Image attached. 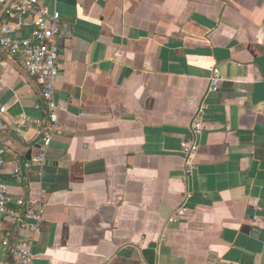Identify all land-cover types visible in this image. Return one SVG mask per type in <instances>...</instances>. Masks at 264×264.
<instances>
[{
    "label": "crops",
    "instance_id": "crops-1",
    "mask_svg": "<svg viewBox=\"0 0 264 264\" xmlns=\"http://www.w3.org/2000/svg\"><path fill=\"white\" fill-rule=\"evenodd\" d=\"M54 3L59 130L29 170L39 131L16 132L1 110L46 119L40 86L0 52V178L13 202L47 193L32 264H264V0ZM204 103L187 177L182 143Z\"/></svg>",
    "mask_w": 264,
    "mask_h": 264
},
{
    "label": "built area",
    "instance_id": "built-area-1",
    "mask_svg": "<svg viewBox=\"0 0 264 264\" xmlns=\"http://www.w3.org/2000/svg\"><path fill=\"white\" fill-rule=\"evenodd\" d=\"M47 1L56 3L57 0H13L5 11L6 18L0 21V52L18 61L26 74L39 84L42 103L37 104L36 109L47 115L46 119H33L25 113L14 116L6 108L1 110L16 132H25L36 126L39 134H42L40 154L27 165L28 170L45 163L47 150L59 130L60 106L55 94L56 80L60 75L57 35L61 15L55 6H48ZM5 6V3L0 2V11ZM27 27L33 28L30 34L18 36L17 33ZM222 82L221 70L215 67L210 78L209 93L218 92ZM207 113L208 107L204 103L191 126V137L182 143L181 153L187 177L196 169L199 140L204 132ZM7 126V122L0 121V132L6 130ZM3 155L4 150L0 148V168L4 165ZM39 195L38 198H19L13 202L8 185L0 178V228L6 231L4 246L10 250L12 264L33 263L36 236L46 222L47 193L42 191ZM187 212L188 206L184 203L169 222H177ZM210 264L233 263L213 260Z\"/></svg>",
    "mask_w": 264,
    "mask_h": 264
},
{
    "label": "water",
    "instance_id": "water-1",
    "mask_svg": "<svg viewBox=\"0 0 264 264\" xmlns=\"http://www.w3.org/2000/svg\"><path fill=\"white\" fill-rule=\"evenodd\" d=\"M9 5H10V3H9L7 6H5V7L3 8V10H2L1 13H4V12L6 11V9L8 8ZM41 137H42V134H40L39 139H40Z\"/></svg>",
    "mask_w": 264,
    "mask_h": 264
}]
</instances>
